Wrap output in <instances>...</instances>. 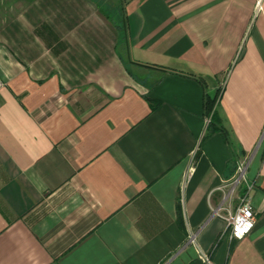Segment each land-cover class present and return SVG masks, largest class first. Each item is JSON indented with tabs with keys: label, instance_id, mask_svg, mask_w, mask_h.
Masks as SVG:
<instances>
[{
	"label": "crops",
	"instance_id": "crops-1",
	"mask_svg": "<svg viewBox=\"0 0 264 264\" xmlns=\"http://www.w3.org/2000/svg\"><path fill=\"white\" fill-rule=\"evenodd\" d=\"M0 77V264H264V0H0Z\"/></svg>",
	"mask_w": 264,
	"mask_h": 264
},
{
	"label": "built area",
	"instance_id": "built-area-1",
	"mask_svg": "<svg viewBox=\"0 0 264 264\" xmlns=\"http://www.w3.org/2000/svg\"><path fill=\"white\" fill-rule=\"evenodd\" d=\"M4 81L0 77V88ZM209 122V120H208ZM246 165H240L237 168L236 175L225 185L228 186L224 194L223 202L216 210V213L222 216L226 222V231L231 238H241L246 235L255 224V215L250 202V190L252 184H248L245 176ZM192 168L189 169L191 174ZM187 174V176L189 175ZM245 185L244 188L242 186ZM236 198V205L232 209V201ZM219 210H224L225 214H219ZM189 240H194V235L189 236Z\"/></svg>",
	"mask_w": 264,
	"mask_h": 264
},
{
	"label": "trees",
	"instance_id": "trees-1",
	"mask_svg": "<svg viewBox=\"0 0 264 264\" xmlns=\"http://www.w3.org/2000/svg\"><path fill=\"white\" fill-rule=\"evenodd\" d=\"M216 96H219L218 94H216V91L213 95L210 94H205L204 95V109L206 111V113L210 114V119L209 122L207 124L206 130H208V132H212L214 130H216V128L214 127L215 124H217V119L215 116V112L212 111V107L213 104L215 102ZM218 129H221V127H218Z\"/></svg>",
	"mask_w": 264,
	"mask_h": 264
},
{
	"label": "rangeland",
	"instance_id": "rangeland-1",
	"mask_svg": "<svg viewBox=\"0 0 264 264\" xmlns=\"http://www.w3.org/2000/svg\"><path fill=\"white\" fill-rule=\"evenodd\" d=\"M222 83H223V80L221 81V84H219L218 88L216 89V94L218 95H219V92L221 91ZM217 100H218V96H216L215 102L212 107L213 109L212 111H214L215 105L217 104Z\"/></svg>",
	"mask_w": 264,
	"mask_h": 264
}]
</instances>
